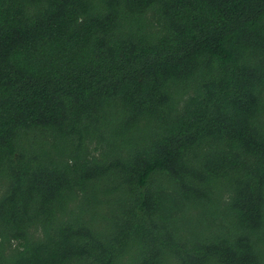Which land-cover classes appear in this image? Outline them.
<instances>
[{"label":"trees","instance_id":"trees-1","mask_svg":"<svg viewBox=\"0 0 264 264\" xmlns=\"http://www.w3.org/2000/svg\"><path fill=\"white\" fill-rule=\"evenodd\" d=\"M0 264H264V0H0Z\"/></svg>","mask_w":264,"mask_h":264}]
</instances>
